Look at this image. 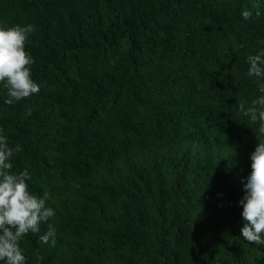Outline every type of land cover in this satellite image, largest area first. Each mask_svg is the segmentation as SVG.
<instances>
[{
	"label": "trees",
	"instance_id": "trees-1",
	"mask_svg": "<svg viewBox=\"0 0 264 264\" xmlns=\"http://www.w3.org/2000/svg\"><path fill=\"white\" fill-rule=\"evenodd\" d=\"M16 25L40 91L0 93V128L56 210L54 245L21 241L27 264H264L238 203L264 142L240 111L264 0H0Z\"/></svg>",
	"mask_w": 264,
	"mask_h": 264
},
{
	"label": "clouds",
	"instance_id": "clouds-1",
	"mask_svg": "<svg viewBox=\"0 0 264 264\" xmlns=\"http://www.w3.org/2000/svg\"><path fill=\"white\" fill-rule=\"evenodd\" d=\"M248 19L251 13L243 12ZM260 16V12H256ZM32 25L0 26V93L4 104L13 106L38 94L40 85L33 79L35 61L26 51V43L33 33ZM247 76L256 84L258 95L240 111L250 122L258 124L264 136V48L246 57ZM30 115V111L26 113ZM23 151L18 142L9 144V137L0 128V264H27L20 243L29 234L39 236L42 244H55L56 229L51 223L56 215L48 203V196H37L30 191L32 177L27 168L13 172V157ZM251 171L243 182L244 195L239 200L244 221L240 237L250 245L264 247V142H258L250 153ZM41 225L47 230L41 234ZM37 264L43 257L37 253Z\"/></svg>",
	"mask_w": 264,
	"mask_h": 264
}]
</instances>
